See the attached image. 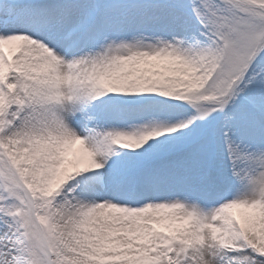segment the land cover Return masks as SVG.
Returning a JSON list of instances; mask_svg holds the SVG:
<instances>
[{
  "label": "snow or ice",
  "instance_id": "1",
  "mask_svg": "<svg viewBox=\"0 0 264 264\" xmlns=\"http://www.w3.org/2000/svg\"><path fill=\"white\" fill-rule=\"evenodd\" d=\"M0 264H264V0H0Z\"/></svg>",
  "mask_w": 264,
  "mask_h": 264
}]
</instances>
